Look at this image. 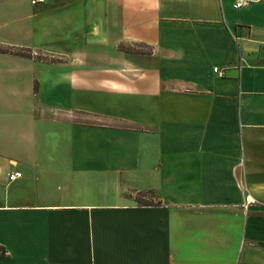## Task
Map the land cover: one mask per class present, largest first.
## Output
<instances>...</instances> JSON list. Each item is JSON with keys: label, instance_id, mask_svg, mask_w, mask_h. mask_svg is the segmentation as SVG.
Returning a JSON list of instances; mask_svg holds the SVG:
<instances>
[{"label": "crops", "instance_id": "1", "mask_svg": "<svg viewBox=\"0 0 264 264\" xmlns=\"http://www.w3.org/2000/svg\"><path fill=\"white\" fill-rule=\"evenodd\" d=\"M235 1L0 0V264H264V0Z\"/></svg>", "mask_w": 264, "mask_h": 264}, {"label": "built area", "instance_id": "2", "mask_svg": "<svg viewBox=\"0 0 264 264\" xmlns=\"http://www.w3.org/2000/svg\"><path fill=\"white\" fill-rule=\"evenodd\" d=\"M45 0H31L32 4H37L40 2H44ZM250 3V0H236L233 7L235 9H241L243 7H246L248 4ZM214 72L218 74V76L223 77L224 76V72L223 70L219 69V68H214ZM242 166V162H240L238 164L237 167ZM22 176V174L20 172H15L12 175L9 176L10 180H15L17 178H20ZM253 203H257L255 200L250 199L248 196L245 198V202L243 204L244 209L246 210L248 205L253 204Z\"/></svg>", "mask_w": 264, "mask_h": 264}, {"label": "trees", "instance_id": "3", "mask_svg": "<svg viewBox=\"0 0 264 264\" xmlns=\"http://www.w3.org/2000/svg\"><path fill=\"white\" fill-rule=\"evenodd\" d=\"M18 53V52H17ZM0 254H5V249L4 248H2V247H0Z\"/></svg>", "mask_w": 264, "mask_h": 264}, {"label": "rangeland", "instance_id": "4", "mask_svg": "<svg viewBox=\"0 0 264 264\" xmlns=\"http://www.w3.org/2000/svg\"><path fill=\"white\" fill-rule=\"evenodd\" d=\"M16 52V51H15ZM151 199V197H149Z\"/></svg>", "mask_w": 264, "mask_h": 264}]
</instances>
